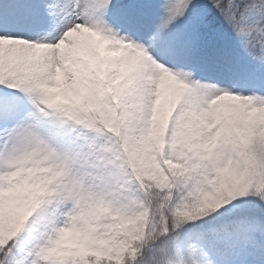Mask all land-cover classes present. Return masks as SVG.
Masks as SVG:
<instances>
[{
	"label": "snow or ice",
	"instance_id": "obj_1",
	"mask_svg": "<svg viewBox=\"0 0 264 264\" xmlns=\"http://www.w3.org/2000/svg\"><path fill=\"white\" fill-rule=\"evenodd\" d=\"M0 264H264V0H0Z\"/></svg>",
	"mask_w": 264,
	"mask_h": 264
}]
</instances>
